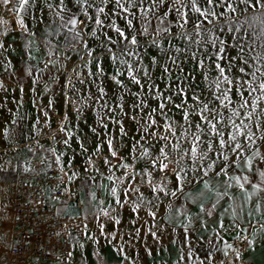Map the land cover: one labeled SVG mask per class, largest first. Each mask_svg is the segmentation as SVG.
Instances as JSON below:
<instances>
[{"label": "snow or ice", "instance_id": "1", "mask_svg": "<svg viewBox=\"0 0 264 264\" xmlns=\"http://www.w3.org/2000/svg\"><path fill=\"white\" fill-rule=\"evenodd\" d=\"M71 2L72 7H69L66 0H58L56 4L44 0L47 9L61 20L63 26H71L69 31L73 33L71 39L75 42L72 45L73 50H77V44H83L84 56L81 59L85 61L84 67H88V64L96 59V49L91 47L89 41L85 39V36H90L98 42L100 50L112 62L126 66L124 71L117 68L116 73L112 76L116 84L122 90L127 91L124 81L117 79L118 76H127L130 82L139 89L136 93H129L135 95L136 99L132 101L131 109L128 110L123 103H118L115 106L110 105L106 99L107 92L103 87H97L95 92L91 88L86 89L87 95L84 97L86 102H91L89 106L100 104L101 108L105 110L104 115L101 116V123L104 128H108V124L104 123V119L107 117L108 120L119 125L121 136L127 135L123 122L114 118L117 109L138 125L139 139L132 138L129 148L130 159L127 162L118 154L113 140H107L111 158L104 157L103 164L108 166L109 175L106 179L113 185L110 192L115 197V205L124 207L131 204L132 211L136 212L140 205L145 203L144 192L141 190V185L145 183L155 194L154 199L157 201L161 194L175 197L177 191L183 192L187 177L185 161L190 162L191 170L200 175L201 179L208 177L210 172L216 176L223 174L228 176L230 181H235L241 189H244L245 184L250 183L249 177L230 175L229 169L233 165L239 167L236 160L242 156L245 143L249 147L256 143L252 124H246L244 119H240V110L251 107L252 111L247 113L245 119L252 120L259 108V102L264 100V71L260 67H257L255 71H249L248 60L240 58L244 51L243 45H239L237 57L228 56L227 63H224L227 46L226 42L216 35V31L221 33L224 31V27L218 26V22L226 17V13H237L238 8L234 6L237 0H231V2L229 0H71ZM37 3L38 0H0V5L4 9L9 13L16 14V23L21 28L27 27L25 17L21 13H28L31 8L37 6ZM238 3L245 6L241 11L246 12L250 8L253 10L260 8L262 15H264V0H238ZM146 4L147 6H145ZM185 7L198 16L193 22L194 32H183L179 35L180 38L189 43H194L198 47L203 45V52L201 53L203 58H198L195 52H193L192 58L196 61L197 68L204 70L202 76L205 81H208V84L207 88L200 89L199 93L197 92L198 86H177L175 91H172V84H169V93L166 94L149 71L152 65L157 64L156 58H152L149 68L141 66L143 49L140 47V41L144 37H149L151 44L160 48L161 45L156 38L151 37L146 26L149 13L155 15L160 24L165 23V18L169 13H174L178 26L184 29L191 19L187 13L181 11ZM158 8L161 9L159 14L156 12ZM217 8H224L225 11L217 12ZM137 12H139L137 22L141 25L140 28L134 24V20H137ZM64 13L70 14L67 20L64 18ZM113 15L117 19L123 20L122 26H118L116 21L111 19ZM227 22L231 23L230 20ZM0 23L7 24V21L0 20ZM260 23L262 26L261 34H264V19H261ZM90 24L94 26L90 27ZM207 25H211V27H206ZM108 29L115 32V38ZM205 29L207 38H205ZM155 31L157 36L161 33L175 34L168 27H158ZM229 31H232L230 27ZM193 36L196 39H193ZM145 47H148L147 43H145ZM116 49H119V52ZM175 51L178 53L187 52L189 48H176ZM169 59L173 64H177L176 58L169 56ZM254 59L259 61L261 58L257 55ZM234 60L236 61L235 64L233 63ZM237 64L240 65L238 70H236ZM10 67V63L6 64L5 71ZM45 67L47 68L48 64H45ZM95 69V72L89 71L87 75L83 76L76 69L72 71L76 74L78 82L85 85L89 82L90 77L104 75L102 62L98 59ZM180 70L183 71L182 68ZM230 72L234 74L230 76L228 74ZM257 73L260 74L259 77ZM210 74H212L211 79L209 78ZM29 75H31L30 70ZM164 76L171 77V69L168 66H162L161 77ZM249 76L251 79L247 78ZM178 79L179 77H177ZM189 79L191 78L189 77ZM258 79L260 82L257 84ZM68 86L75 89L72 77L68 78ZM205 92L211 97V102L205 101ZM257 92L260 95H254ZM149 96L157 98L158 102L155 107L151 106ZM123 98V95L119 97L120 100ZM234 101L239 105L240 110L235 107ZM229 106L232 108L229 109ZM221 108L225 111H220ZM173 109L181 114L179 120H174L169 115ZM229 110L231 115L226 116L225 113ZM259 111L261 115H264V109H259ZM233 118L240 119V123H236V119ZM225 119L230 122L231 131L227 130V126L225 130H221L219 127ZM255 123L257 128L264 130V124L259 121V117ZM59 131L63 132L65 129L61 127ZM67 135L70 137L71 132H68ZM241 137L244 138L245 143L240 142ZM260 139H264V135ZM182 142H186L188 146L183 147ZM64 143L67 144L68 140L65 139ZM96 151L99 153L100 148L97 147ZM228 152L235 154L232 159H229ZM255 157H260V162L264 164V154H261L257 149L251 157L246 159L249 171L252 170L251 165ZM138 159L145 161V167L139 171L136 170L133 163L134 160ZM218 161H220L219 164ZM56 162H60L59 156L56 157ZM88 164L89 166L94 164L91 157ZM120 169H123V172L116 175V171ZM76 175L75 172L71 175L65 173L68 182H71ZM259 176L261 182L264 183V170L259 172ZM170 180L175 182V191H170L168 188ZM203 186L205 189H209V181L203 180ZM226 187L231 188L232 184L228 183ZM252 188L261 190L257 184H252ZM118 189L121 190L120 195H117ZM227 194L225 191L218 193V196L222 197ZM251 195L246 193V198L251 199ZM92 198L95 199L94 193ZM147 203L155 207L152 201H147ZM212 207L215 208V204ZM259 209L260 205L257 204L256 210L259 211ZM201 211H205L203 205H201ZM103 214L110 216L106 210ZM207 214L211 215L212 213L208 211ZM149 215L154 217L156 214L150 211ZM233 218L235 219V211H233ZM116 223L119 224L120 221L116 220ZM220 227L222 229L225 227L223 221H221ZM185 229L187 231V226ZM56 235L59 236L60 233L57 232ZM152 235L155 236L156 233L152 232ZM248 243L251 244V241ZM229 249H233V246L226 243L224 245L225 257L228 256ZM234 251L236 258L239 259L241 253ZM68 255L71 256V252Z\"/></svg>", "mask_w": 264, "mask_h": 264}, {"label": "rangeland", "instance_id": "2", "mask_svg": "<svg viewBox=\"0 0 264 264\" xmlns=\"http://www.w3.org/2000/svg\"><path fill=\"white\" fill-rule=\"evenodd\" d=\"M49 2L56 4L58 0H49ZM229 2H231V0H229ZM66 3H68L69 7H72L71 0H66ZM145 6H147V4ZM234 6L238 8L237 13H226V17L218 22V26L222 25L224 31L222 33L218 30L216 31V35L226 42L227 54L224 63H227L228 56L237 57L239 45H243L244 51L240 58H246L248 60L249 71H255L257 67H260L261 70L264 71V34H261L262 26L260 23V20L264 19L262 10L260 8H256L255 10L250 8L246 12L241 11L245 6L239 4L238 0ZM6 11L7 10L0 5V20L7 21V24L0 23V45H3V47H0V163L3 161L5 154L9 151L8 144H4L3 142L4 129L13 116L18 98L20 95L23 96L26 94L20 89L18 69L16 67V60L19 53L26 47L31 38L46 42L55 47L65 46L69 49H73L72 45L75 43L71 39L73 33L69 31L71 26H63L61 20L47 9L44 0H38L37 6L31 8L28 13H21V15L25 17L26 28H21L16 23L15 13ZM160 11V8L156 9L157 14H159ZM181 11L187 13L191 18L184 29L178 26L174 13H169L165 18L164 24H160L156 16L149 13L146 26L149 29L151 37L156 38L161 45L160 48L153 46L151 44V38L149 37H144L140 41V47L143 49L141 52V56L143 57L141 66L149 68L152 58H156L157 64L152 65L149 71L166 94L169 93V84H172V91H175L177 86H198V93L200 89H206L208 84V81H205L202 76L204 70L198 69L196 61L192 58L193 52L196 53L198 58H203L201 55L203 52V45L198 47L196 44L189 43L187 40L180 38L179 35L183 32H194L193 22L196 21L198 14L191 12L187 7L182 8ZM216 11L221 12L225 11V9L217 8ZM63 15L65 20H67L70 14L64 13ZM111 19L115 20L118 26H122L124 23L122 19H117L115 15H113ZM138 19L139 12H137V20H134V24H136L137 28H140L141 25L137 22ZM228 20L231 21L230 24L227 22ZM92 26L94 25L90 24V27ZM158 27H168L171 32L175 34L161 33L157 36L155 30ZM206 27H211V25H207ZM229 27L232 31H229ZM237 29H239V31H237ZM108 31L113 38L116 37L113 30L108 29ZM205 38H207L206 29ZM85 39L89 41L91 47L96 49V59L88 64V67H84L85 61L81 60L73 69L80 72L82 76L87 75L89 71L95 72V64L98 59L102 62L104 75L90 77L88 83L81 85L76 78V74L73 72V84L75 85V89L72 88L71 95L75 103L70 104L69 101L68 104L64 105L62 108L54 109L52 107H46V105L40 102L41 115L37 122L38 125L42 127L41 136L52 140L63 155H61L62 158H60L59 162L61 168L64 169V172L68 173V175L75 172L77 174V179L79 177L90 176L96 178L107 177V175H109L107 170L108 166L103 164L104 157L107 156L111 158L108 151L107 140H113L118 154L127 162L130 159L129 148L132 143V138L135 137L139 139L140 135L136 122L121 114L119 109H117L114 114V118L123 122L127 135L121 136L119 125L108 120L107 117H105L104 123L108 124V128H104L101 123V116L104 115L105 110L101 108L100 104L89 106L91 102H86L84 98L87 95L86 89L91 88L92 91L95 92L97 87H103L107 92L106 99L110 105L115 106L118 103H123L126 106V110H128L131 109L132 101L136 99L135 95H130L129 93H136L139 89L130 82L127 76H118L117 79H122L127 86V91L122 90L112 79V76L116 73L117 68L124 71L126 66L120 65L118 62H112L106 54L100 50L98 42L90 36H85ZM193 39H196V37L193 36ZM145 43L148 44V47H145ZM76 48H80V55L84 56L83 44H77ZM176 48H189V51L178 53L175 51ZM116 51L119 52V49H116ZM257 55L261 58L259 61L254 59ZM169 56L176 58L177 64H173ZM9 63L11 67L5 71V65ZM233 63L235 64L236 61L234 60ZM39 65L41 66L42 64L40 63ZM162 66H168L171 69V77H161ZM239 66V64L236 65V70H238ZM181 68L183 71L180 70ZM228 74L231 76L234 73L230 72ZM257 76L259 77L260 74L257 73ZM177 77H179L178 80ZM189 77L191 79H189ZM209 78H212V74H210ZM247 78L251 79L250 76ZM93 81L95 82L93 83ZM259 82L258 79L256 83L258 84ZM121 95L124 97L123 100L119 99ZM254 95H260V93L257 92ZM148 98L151 101V106L155 107L158 102L157 98L155 96H149ZM204 99L206 102H211V97L207 95V92H205ZM176 102L178 103L179 101L177 100ZM234 105L240 110L239 105L236 104L235 101ZM231 108L232 106H229V109ZM259 109H264V100L259 102V108L253 115L251 121L245 119L247 113L252 111L251 107L240 110V119H244V123L246 124H252V131L255 133L254 138L256 139V143L249 147L245 143L244 138H240V142L245 143V150L242 156L237 158V165L252 152L256 151L258 147L261 146L262 150L264 149V139H260V137L264 135V130L257 128L255 123L257 117H259V121L264 124V115L260 114ZM220 111L224 112L225 110L221 108ZM169 115L172 116L174 120H179L181 114L173 109ZM225 115L230 116L231 111H227ZM240 119H236V123H240ZM226 126L227 130L231 131L230 122L227 119H225L224 123L219 125L221 130H225ZM61 127H63L65 131H59ZM93 129H95V131H93ZM68 132H71L70 137L67 135ZM65 139L68 140L67 144L64 143ZM182 146L186 148L188 145L186 142H182ZM97 147L100 148L99 153L96 151ZM58 155L59 154H56L54 158L56 159ZM228 155L229 159H232L235 154L228 152ZM90 157L94 162L92 166L88 164ZM61 160H63L66 165H64ZM133 163L137 171L145 167V161L143 159L134 160ZM217 163L219 164L220 161ZM185 164L187 166V177L184 190L202 180L200 175H197L191 170L190 162L185 161ZM235 166L236 165H233L230 169ZM97 169H99V171H97ZM121 172H123V169L116 171V175H120ZM212 174V172L209 173V175ZM16 184L17 181L9 186L6 183L0 182V264H7V252L12 243L11 203ZM68 184H70V182H68ZM168 188L170 191H175V182L170 180ZM141 190L144 192L145 203L141 204L136 212L132 211L131 204L120 208L121 214H124V217L129 219L127 220L129 221L128 223L132 225L129 228H123L116 234V238H120L122 241L114 245H117L118 249H125L129 253L131 250H137V247L136 243L127 242V237L129 236L131 241L136 238L138 231L137 225H139L141 236L146 235V224L153 218L162 216L168 203L174 198L171 195L164 196L161 194L160 199L158 201L155 200V194L151 192V189L147 187L146 183L141 185ZM180 193L181 192L177 191L176 196ZM147 201H152L155 207L148 204ZM150 211L155 212L156 215L154 217L149 215ZM100 228L102 230L99 234L101 233L100 237L102 239L99 241L103 243L104 239L109 238L108 236H110L111 233L103 231V226L99 227V229ZM133 262H137L135 257H133Z\"/></svg>", "mask_w": 264, "mask_h": 264}, {"label": "crops", "instance_id": "3", "mask_svg": "<svg viewBox=\"0 0 264 264\" xmlns=\"http://www.w3.org/2000/svg\"><path fill=\"white\" fill-rule=\"evenodd\" d=\"M80 54V48L55 47L34 38L19 53L16 67L20 89L26 94L18 98L13 116L4 129L3 142L8 144L9 151L0 163V182L9 186L22 172L46 170L56 154L62 158L58 146L41 136L42 127L37 123L41 115L39 103L54 109L62 108L69 101L75 103L68 78L72 77L73 82L72 70L82 60ZM252 153L238 164L239 167L229 170L230 175L249 177L250 183L245 184L244 189L223 174L204 177L172 198L163 215L146 224V235L141 236L139 225L136 226V238L131 241L128 236L126 239L136 243L137 250L130 253L114 245L122 241L116 234L132 224L121 214V207L115 205L111 182L106 177L77 179V175L70 184L66 180L61 184L63 194L54 198V203L59 213L83 218L88 224V237L84 244L74 240V251L68 262L51 260L42 264H264V183L259 176L264 164L260 157H255L249 171L246 159ZM203 180L209 181V189L204 188ZM228 183L232 184L231 188L226 187ZM252 184H257L261 190H254ZM120 191L118 189L117 195ZM225 191L227 195L218 196ZM246 193L252 194L251 199L246 198ZM201 205L205 211H201ZM105 210L110 216H104ZM208 211L212 214L208 215ZM221 221L225 224L223 229ZM102 226L103 231L111 234L100 243L102 229L99 227ZM242 233L251 238L249 252L239 259L225 257L224 245Z\"/></svg>", "mask_w": 264, "mask_h": 264}, {"label": "built area", "instance_id": "4", "mask_svg": "<svg viewBox=\"0 0 264 264\" xmlns=\"http://www.w3.org/2000/svg\"><path fill=\"white\" fill-rule=\"evenodd\" d=\"M66 180L64 169L55 158L48 162L46 170L34 169L19 175L11 203L12 243L7 264H42L51 260L66 263L68 253L74 251V240L79 244L86 242L87 222L59 213L54 203V198L63 194L61 184ZM248 241L249 235L242 233L228 244L244 255L250 250ZM233 249L228 250V255L236 256Z\"/></svg>", "mask_w": 264, "mask_h": 264}, {"label": "bare ground", "instance_id": "5", "mask_svg": "<svg viewBox=\"0 0 264 264\" xmlns=\"http://www.w3.org/2000/svg\"><path fill=\"white\" fill-rule=\"evenodd\" d=\"M7 12V11H6ZM51 62V61H50ZM258 150L260 151L261 154H264V149L262 150L261 146L258 147ZM3 201V200H2Z\"/></svg>", "mask_w": 264, "mask_h": 264}]
</instances>
